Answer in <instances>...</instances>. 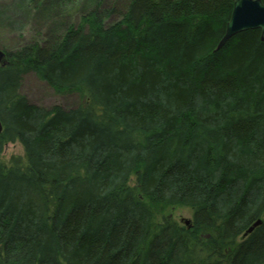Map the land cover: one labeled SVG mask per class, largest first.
Wrapping results in <instances>:
<instances>
[{
    "label": "trees",
    "instance_id": "1",
    "mask_svg": "<svg viewBox=\"0 0 264 264\" xmlns=\"http://www.w3.org/2000/svg\"><path fill=\"white\" fill-rule=\"evenodd\" d=\"M79 1L15 3L58 17L0 63V264H264L260 30L216 49L234 0ZM28 73L83 101L30 102Z\"/></svg>",
    "mask_w": 264,
    "mask_h": 264
},
{
    "label": "rangeland",
    "instance_id": "2",
    "mask_svg": "<svg viewBox=\"0 0 264 264\" xmlns=\"http://www.w3.org/2000/svg\"><path fill=\"white\" fill-rule=\"evenodd\" d=\"M59 1V0H58ZM63 1V0H61ZM111 0H107L110 3ZM117 1L120 5L126 4L127 0H112ZM15 3L18 0H0V49L4 51L6 48H12L31 37H36L38 32H41L43 36L48 35L50 27H53L56 15L49 13L44 14L42 10L44 7H39L37 16L31 17L26 14L27 11H23ZM59 3V2H58ZM55 3V6L58 5ZM65 9H67V0H65ZM82 2L79 0H69V9L79 10ZM59 7V6H58ZM55 8V7H54ZM42 14L44 17L42 18ZM51 15V16H50ZM76 15H73L74 18ZM9 19H7V18ZM46 17V18H45ZM46 19V20H45ZM114 17H110L107 21H114ZM51 21V22H50ZM21 92L26 95L28 100L34 104H38L47 108L53 105H61L65 108L74 106L79 102H82L76 94H64L56 92L50 87L46 81L40 79L33 73H28L23 77ZM20 156L24 160V150L19 142H8L2 152V160L5 164H9L12 157ZM131 184H133L131 182ZM193 211L190 207L175 206L169 207L163 210L158 218L161 216H169L176 220L179 224H184V220H191Z\"/></svg>",
    "mask_w": 264,
    "mask_h": 264
},
{
    "label": "water",
    "instance_id": "3",
    "mask_svg": "<svg viewBox=\"0 0 264 264\" xmlns=\"http://www.w3.org/2000/svg\"><path fill=\"white\" fill-rule=\"evenodd\" d=\"M248 29H259L260 38L264 41V2L262 0H234L231 15L216 49L222 47L235 34ZM4 57L5 52L0 49V63L2 64L6 63ZM2 129L3 126L0 121V133ZM261 221L260 218L254 221L243 235L250 233ZM189 222V220H184L185 224H189Z\"/></svg>",
    "mask_w": 264,
    "mask_h": 264
}]
</instances>
